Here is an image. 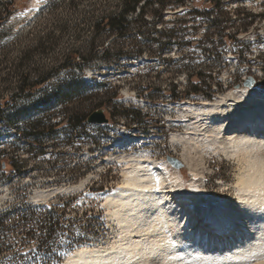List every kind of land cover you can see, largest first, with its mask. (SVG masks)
<instances>
[{"label": "rangeland", "instance_id": "obj_1", "mask_svg": "<svg viewBox=\"0 0 264 264\" xmlns=\"http://www.w3.org/2000/svg\"><path fill=\"white\" fill-rule=\"evenodd\" d=\"M49 1L0 0V4L5 3L10 11L0 27V54H4L0 55L2 67L7 59L16 58L21 48L35 46L38 38L51 28L58 41L37 53L36 60L61 57L72 48L86 46L92 35L90 19L83 21L81 18L82 11L87 10V0H75V8L66 4L57 6L56 18H51L46 12ZM201 1L204 8L210 6L209 0ZM217 1L219 8L212 11L213 20L218 21L217 26L211 22V16L198 20V17L186 14L178 19L175 12H180L181 5L166 9L162 21L155 28L157 31L173 28L174 36L167 39L152 31L150 36L156 37L157 41L153 42L155 48L151 56L143 53L140 57H120L102 63L99 57L102 54L101 44L109 45L117 41L112 35L99 36L93 50L98 57L89 62L83 78L86 83H106L102 88L96 87L98 90L85 99L70 104L73 108L77 104L92 110L103 108L108 122L87 124L73 143H66V129L58 131L53 140L39 137L31 144L27 143L31 142L29 137H19L27 118L42 115V110L49 105L42 98L57 91L54 85L69 76L67 70L58 72L37 89L36 95L28 98L17 92V77L11 75L6 81L0 80V105L12 97L11 107L3 106L8 109L3 121H0V162L10 163L11 168L3 170L0 166V210L19 199L45 202L57 195H70L73 198L68 205L71 210L69 227L89 232L86 240L63 249L58 259L46 264L62 263L68 254L82 246L108 249L120 239L121 227L110 217L101 194L117 188L127 166L125 159L130 156L138 160L147 157L171 172L177 170L183 184L189 187L192 175L180 156L185 138H190V148L191 143L201 147L196 145V151H191L195 162H199V172H202L196 183L200 193L215 199L225 194L236 201L234 183L242 165L236 157L234 159L204 148L201 126H198L189 107L203 101H214L218 96L243 86L248 78L252 79L251 85L264 94V0ZM193 2L186 0L185 4L190 6ZM34 22L36 25H33ZM63 24L67 25V31L59 34L57 29ZM29 26L33 28L25 34ZM234 33L232 41L227 42V37ZM158 42L162 43L160 48L157 47ZM128 43L125 41L124 47L131 50ZM86 49L80 51L86 53ZM197 70H202L204 74V97L197 94L181 99L170 98L172 86L174 93L180 96L190 83L195 82L194 73ZM5 71L0 70V79L4 78ZM139 92L140 96L137 95ZM210 92L214 94L208 99L205 94ZM113 95L116 97L112 98ZM105 101H109L108 104L99 105V102ZM125 108L138 110L145 120L136 123L131 115L120 114ZM53 111L58 113L52 117L51 123L63 116V112L57 109L46 114ZM6 120H9L8 123ZM63 125L61 122L58 127ZM174 134L180 138L172 139ZM122 139L124 143L119 142ZM168 156L177 158L182 167H173L167 160ZM80 183L77 189L58 193V190L68 191L71 190L69 186ZM5 235L0 237L4 239L9 234ZM21 248L15 245L0 250V264H40L39 253L34 247L32 250L28 246Z\"/></svg>", "mask_w": 264, "mask_h": 264}, {"label": "bare ground", "instance_id": "obj_2", "mask_svg": "<svg viewBox=\"0 0 264 264\" xmlns=\"http://www.w3.org/2000/svg\"><path fill=\"white\" fill-rule=\"evenodd\" d=\"M263 95L255 85H243L189 107L204 148L242 165L234 183L236 201L200 193L199 162L191 155L197 144L190 148V138L180 156L192 175L189 187L177 170L144 155L130 156L117 188L101 194L121 227L120 239L105 250L79 247L59 264H264V166L261 151H251L264 142Z\"/></svg>", "mask_w": 264, "mask_h": 264}, {"label": "trees", "instance_id": "obj_3", "mask_svg": "<svg viewBox=\"0 0 264 264\" xmlns=\"http://www.w3.org/2000/svg\"><path fill=\"white\" fill-rule=\"evenodd\" d=\"M210 6L204 8L201 0H194L190 6L186 5V0H87V10H83L81 15L82 20L90 19L92 35L86 41V46H78L72 48L62 56H50L45 60H36V54L41 53L47 47L54 46L58 39L55 37L54 29L46 31L44 36L38 38L35 46H26L17 51L16 58L12 60L7 59L6 64L2 67L3 61L0 62V70H6L4 78L1 81H6L11 75L17 77L18 85L17 92L24 95V97H33L36 95L37 89L41 85L51 80L54 75L62 70H67L69 76L60 81L54 88L56 92L50 93L43 101L49 104L42 111V115H37L31 119L27 118L24 122L23 129L19 133L20 138L29 137L33 143L39 137H45L53 140L58 131L67 130L68 136L66 143H73L78 138L79 134L83 132L87 125L86 118L93 110L91 108H84L77 104L76 107H71V104L76 101H81L85 97L93 94L94 90L102 88L106 82L86 83L83 76L85 68L88 67L91 60H96L98 56L93 52L95 45L99 42V36L112 35L117 42L109 45L101 44L102 63L115 61L120 57L133 58L140 57L143 53L151 56L154 50L153 42L157 38L150 36L152 31H157L155 26L162 21L166 9H173L181 5L180 12H175V16L181 18L183 15L190 14L193 17H198V20H204L211 16V22L214 26L218 25L217 20H213L212 11L219 8L217 0H209ZM66 4L71 8H75L77 3L75 0H50L46 8L48 16L56 18L57 6ZM182 10H185L181 13ZM10 11L7 10L6 4H0V27L3 25ZM37 23V22H36ZM184 23V21L182 22ZM249 24V23H248ZM33 25H36L35 22ZM33 26L25 29V34H28ZM50 28V27H49ZM67 25L63 24L58 27L57 31L62 34L67 31ZM56 29V28H55ZM167 39L174 36L173 28L167 30L157 31ZM233 36L227 37V42H231ZM114 39V41H115ZM119 40V41H118ZM129 41L131 50H126L124 42ZM128 43V44H129ZM162 43L158 42L157 47L160 48ZM87 48L85 51H80L82 48ZM4 55V54H0ZM196 80L190 83L188 89L180 96L175 94L172 89L169 90L170 98L181 99L189 95L201 94L204 97V74L202 70H197L194 73ZM98 87V88H96ZM211 87V86H208ZM60 90V92H58ZM213 92L205 94L208 99H211ZM140 96V92L137 93ZM116 96H112L115 98ZM12 97L0 105V121H3L5 108L3 106L11 107L9 104ZM109 101L99 102V105L108 104ZM71 103V104H70ZM101 107V106H100ZM53 109L63 112V116L59 117L58 121L51 123L52 117L58 112L52 113ZM48 110V111H47ZM122 115L132 116V120L136 123L143 122L144 117L141 116L138 110L134 108H125L120 112ZM9 120L5 122L8 123ZM64 125L58 127L60 123ZM1 153V150H0ZM10 163L0 162L3 170L11 169ZM73 196L57 195L54 199L45 202H33L24 200H16L6 208L0 210V250L3 248H12L15 245L22 247L28 246L30 250L34 247L39 253L40 264H46L54 259H58L63 249L77 244L81 240H86L89 232L81 231L79 228L69 227V202ZM74 210V209H73ZM98 221V219H97ZM7 239L10 241L6 242ZM2 241V242H1ZM6 242V243H5ZM34 242V243H33ZM33 243V244H32ZM19 251V250H18ZM20 255V254H18Z\"/></svg>", "mask_w": 264, "mask_h": 264}, {"label": "water", "instance_id": "obj_4", "mask_svg": "<svg viewBox=\"0 0 264 264\" xmlns=\"http://www.w3.org/2000/svg\"><path fill=\"white\" fill-rule=\"evenodd\" d=\"M252 84V79L248 78L245 82H243V85H250ZM86 123L87 124H104L108 122V119L106 118L105 114H104V110L103 108H98L96 110H93L92 112H90L86 118ZM167 160L170 162V164L175 167V168H180L182 167V163L174 157H170L168 156ZM72 191L68 190V191H62V190H58V193H65V192H69Z\"/></svg>", "mask_w": 264, "mask_h": 264}, {"label": "clouds", "instance_id": "obj_5", "mask_svg": "<svg viewBox=\"0 0 264 264\" xmlns=\"http://www.w3.org/2000/svg\"><path fill=\"white\" fill-rule=\"evenodd\" d=\"M258 150L261 151L262 155L260 157V162H264V142L257 145Z\"/></svg>", "mask_w": 264, "mask_h": 264}, {"label": "snow or ice", "instance_id": "obj_6", "mask_svg": "<svg viewBox=\"0 0 264 264\" xmlns=\"http://www.w3.org/2000/svg\"><path fill=\"white\" fill-rule=\"evenodd\" d=\"M239 143H248L247 141H239ZM258 150V147H257V145L256 146H254L252 149H251V151H257ZM261 165L262 166H264V162H261Z\"/></svg>", "mask_w": 264, "mask_h": 264}]
</instances>
